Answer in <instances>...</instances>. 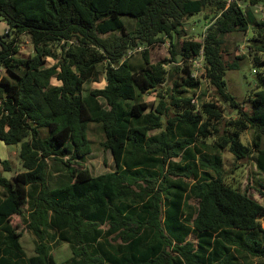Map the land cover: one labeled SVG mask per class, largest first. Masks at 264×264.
Returning a JSON list of instances; mask_svg holds the SVG:
<instances>
[{"label":"trees","instance_id":"16d2710c","mask_svg":"<svg viewBox=\"0 0 264 264\" xmlns=\"http://www.w3.org/2000/svg\"><path fill=\"white\" fill-rule=\"evenodd\" d=\"M258 5L264 0H0L7 24L0 33V140L22 142L25 168L7 178L1 170L11 163L0 157V264L264 261V204L226 181L221 154L255 153L264 174V70L256 71L258 90L247 110L226 80L241 64L227 63L222 49L227 34L251 28L248 47L256 63L264 62ZM205 10V18L213 13L205 38L185 39L178 50L174 38H184L185 20ZM25 35L34 53L22 57ZM166 40L171 58L154 61L151 47ZM201 51L204 73L194 77L191 58ZM48 57L57 62L47 65ZM102 73L106 85L85 92ZM173 73L180 76L171 86ZM202 77L216 90L212 99ZM154 91L157 105L141 100ZM222 103L237 115L225 133ZM90 123L101 126L115 170L93 175L83 167L92 152ZM250 127L248 145L241 136ZM51 159L61 173L56 181ZM15 215L36 236L31 256ZM62 242L72 255L58 263L53 249Z\"/></svg>","mask_w":264,"mask_h":264},{"label":"rangeland","instance_id":"374dc122","mask_svg":"<svg viewBox=\"0 0 264 264\" xmlns=\"http://www.w3.org/2000/svg\"><path fill=\"white\" fill-rule=\"evenodd\" d=\"M231 1V0H227ZM255 12L259 18H264V6L258 5L255 7ZM205 11L201 13L191 15L185 20V36L184 38H174V42L177 45V49L180 50L182 43L185 39L193 40H203L207 35V29L212 22L211 17L213 13L208 11L210 18H205ZM123 20L126 24L130 22L131 26H134V20L130 15H124ZM7 28L3 31L6 32ZM119 34V33H116ZM253 35V31L250 28L247 34L243 32H232L226 35L225 42L223 44V57L227 63H232L237 61L240 63L238 69H229L227 71L226 80L228 90L237 98V100L244 102L245 109H252V100L255 95L257 88V72L259 70H264V62L256 63L254 60L255 52L250 51L248 45L249 40ZM107 35H103L106 37ZM20 44V56L26 57L34 53L33 44L28 36H22L19 39ZM143 48V47H142ZM139 48L138 50H141ZM1 49V46H0ZM170 42L166 40L165 42H160L151 47V57L154 61L170 59ZM54 50L57 52V48L54 47ZM59 52V51H58ZM263 58V57H262ZM57 60L48 57L47 65H53ZM257 71V72H256ZM204 73V70L200 73V76ZM6 74L5 67H0V77ZM173 78H170L167 84L172 86L176 76H180L175 73L172 74ZM202 80V89L207 90V99H212L213 96H216V90L214 86L205 78ZM53 84H58L59 81L56 77L52 79ZM106 85L105 75L102 73L98 80H91L85 84V92H88L94 88L104 87ZM84 92V93H85ZM159 91H154L146 93L141 97V100L149 102L150 104L157 105L159 102L158 97ZM166 95V94H165ZM166 100L169 102L170 99L166 97ZM221 104V102H220ZM223 107L228 110L224 114L222 119V131L225 133V130L228 128V123L231 119L237 118L236 112L227 106L226 103H222ZM213 130V129H211ZM160 130H153L151 134L158 133ZM255 135V129L253 127L248 128L245 132L242 133V140L244 143L251 145ZM88 137L92 141V152L87 156L84 162H82L83 167L87 168L90 173L93 175H99L108 171H113L116 169V164L114 162L113 156L110 150H107L102 142L105 140V134L103 133L101 126L97 123H90L88 129ZM216 138V137H215ZM214 137L207 138V142H212ZM264 144V137H263ZM22 142L14 145H8L3 140H0V157L1 159L9 160L11 163L10 170H4L2 167V174L7 178H13L16 173L24 171L25 168L22 165L20 159V149ZM223 161H224V177L228 183H232L234 187H238L241 191L246 192L254 199L258 200L260 203L264 204V174L260 172L255 163V153L244 157L237 158L229 148H225L221 151ZM51 171L55 173L52 177V181H56L57 177L61 173H56L54 168L57 166L56 161L50 160ZM197 202V201H195ZM261 225L264 227V218H259ZM13 223L17 225L18 229L21 231V242L24 246V249L27 252L28 256H31L35 253L36 245V236L35 234L28 230L17 215L13 217ZM192 237V236H191ZM53 254L58 263H61L65 259L71 257L72 251L70 246L67 243L57 246L53 250ZM249 260V262L246 261ZM241 258L244 264H264V261L260 257H251Z\"/></svg>","mask_w":264,"mask_h":264},{"label":"built area","instance_id":"2783aa9c","mask_svg":"<svg viewBox=\"0 0 264 264\" xmlns=\"http://www.w3.org/2000/svg\"><path fill=\"white\" fill-rule=\"evenodd\" d=\"M7 31V30H6ZM193 73L194 77H198L200 73L204 70V53L203 51L200 52L199 55H194L191 58Z\"/></svg>","mask_w":264,"mask_h":264},{"label":"crops","instance_id":"0c3cea01","mask_svg":"<svg viewBox=\"0 0 264 264\" xmlns=\"http://www.w3.org/2000/svg\"><path fill=\"white\" fill-rule=\"evenodd\" d=\"M7 28V24L5 23V22H3V21H1L0 22V33H3V31L5 30ZM64 243H67L69 246H70V244L68 243V242H62L61 244H59V245H57V246H60V245H63ZM57 246H55V247H57ZM54 247V248H55ZM71 248V247H70ZM54 250V249H53ZM26 251V250H25ZM27 253V252H26ZM70 258V257H69ZM68 259V258H67ZM67 259H65V260H67ZM56 260V259H55ZM64 260V261H65ZM57 261V260H56ZM63 262V261H62Z\"/></svg>","mask_w":264,"mask_h":264}]
</instances>
